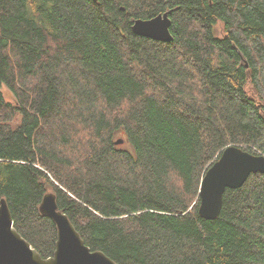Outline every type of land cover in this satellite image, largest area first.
Listing matches in <instances>:
<instances>
[{"label": "trees", "instance_id": "obj_1", "mask_svg": "<svg viewBox=\"0 0 264 264\" xmlns=\"http://www.w3.org/2000/svg\"><path fill=\"white\" fill-rule=\"evenodd\" d=\"M169 10L171 41L131 31ZM231 145L264 156V0H0V199L42 258L51 192L116 264H264V174L197 212Z\"/></svg>", "mask_w": 264, "mask_h": 264}, {"label": "water", "instance_id": "obj_2", "mask_svg": "<svg viewBox=\"0 0 264 264\" xmlns=\"http://www.w3.org/2000/svg\"><path fill=\"white\" fill-rule=\"evenodd\" d=\"M169 13L170 10L150 19H135L131 31L150 39L171 41ZM122 142L118 139L115 144ZM253 173L264 174L263 155H255L233 145L224 148L201 180L199 216L207 220L215 219L220 212L225 189L240 187ZM38 211L52 219L57 230L54 252L47 258H42L13 228L7 203L0 199V264H116L103 252L90 250L84 244L67 216L58 210L53 193L43 195Z\"/></svg>", "mask_w": 264, "mask_h": 264}, {"label": "rangeland", "instance_id": "obj_3", "mask_svg": "<svg viewBox=\"0 0 264 264\" xmlns=\"http://www.w3.org/2000/svg\"><path fill=\"white\" fill-rule=\"evenodd\" d=\"M218 28V27H217ZM1 92H2V94H3V96H4V99L6 100V101H9V102H11V103H13L14 102V97H13V95H12V93L6 88V87H2L1 88Z\"/></svg>", "mask_w": 264, "mask_h": 264}]
</instances>
